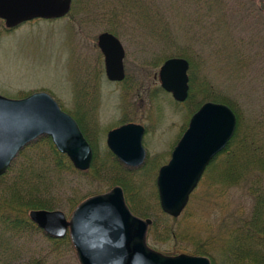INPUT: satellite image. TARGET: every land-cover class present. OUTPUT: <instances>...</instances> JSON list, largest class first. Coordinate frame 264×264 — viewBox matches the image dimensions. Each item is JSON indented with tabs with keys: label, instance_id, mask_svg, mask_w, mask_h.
Returning a JSON list of instances; mask_svg holds the SVG:
<instances>
[{
	"label": "rangeland",
	"instance_id": "374dc122",
	"mask_svg": "<svg viewBox=\"0 0 264 264\" xmlns=\"http://www.w3.org/2000/svg\"><path fill=\"white\" fill-rule=\"evenodd\" d=\"M161 1L165 19L156 23L157 30L152 32L149 24L132 22L135 13L139 14L136 8H129L132 17L129 15L128 19L120 17L124 14L121 10L115 14L119 0H96L99 8L94 10V15L80 9L58 18H35L17 27L6 26L0 18V94L19 99L46 91L66 112L85 114L92 120L86 127L89 134H95L99 155L109 149L107 132L125 123V119H133L127 122L145 127L142 142L146 157L130 179L133 191L128 196L119 185L130 203L139 208L146 205L153 208L156 203L159 169L170 160L195 110L213 101L211 96L205 101L207 89L219 100L232 101L239 110L242 124H249L251 118L264 119V0H225L223 12L205 1L199 5L188 0ZM115 15L122 24L124 36L120 38L125 46L126 76L128 74L131 84L107 78L104 57L97 44L98 36L105 31L104 23ZM177 50L192 55L189 76L193 79L194 98H197L196 103L203 101L194 111L189 110L186 102L176 101L165 91L159 79L161 65ZM156 61L160 63L157 67ZM261 130L264 132V128ZM224 160L225 155L219 154L208 165L179 216L173 217L162 209L171 220H176L173 225L176 231L185 229L186 237L156 241L147 234L152 248L168 255L194 254L196 246L192 241L206 242L204 237L216 235L213 229L220 222L215 219V213L222 212L225 216L229 211L239 216L252 211L253 197L247 185L227 189L214 183L223 177ZM210 184L214 189L211 198H207L206 187ZM83 186L84 191L93 187L86 183ZM111 188L106 187L102 192ZM141 198L146 201L141 202ZM62 211L67 218L71 216ZM223 238L229 237L225 233ZM175 244L178 249L186 247L188 252L169 249ZM210 250L212 255L204 256H208L212 264L213 261L227 264L223 254L215 253L216 247Z\"/></svg>",
	"mask_w": 264,
	"mask_h": 264
},
{
	"label": "water",
	"instance_id": "95a60500",
	"mask_svg": "<svg viewBox=\"0 0 264 264\" xmlns=\"http://www.w3.org/2000/svg\"><path fill=\"white\" fill-rule=\"evenodd\" d=\"M72 1L0 0V18L8 27L34 18H57L70 11ZM98 45L105 55L107 78L124 80L126 51L120 38L105 31L98 36ZM189 68L187 58L176 56L160 67L162 88L178 102L189 95ZM236 129V114L225 103L205 102L192 115L170 160L158 172L157 187L166 213L173 217L182 213L208 165L225 149ZM145 130L137 122L123 123L108 131L107 145L123 163L138 167L146 157ZM41 135H49L75 168H90V142L77 120L50 93L39 91L19 99L0 94V176L19 152ZM29 215L52 237L69 233L80 264H212L208 256L168 255L152 248L147 238L152 219L133 213L119 185L86 198L69 218L58 209H32Z\"/></svg>",
	"mask_w": 264,
	"mask_h": 264
},
{
	"label": "trees",
	"instance_id": "16d2710c",
	"mask_svg": "<svg viewBox=\"0 0 264 264\" xmlns=\"http://www.w3.org/2000/svg\"><path fill=\"white\" fill-rule=\"evenodd\" d=\"M95 1L73 0L70 13L73 11L77 13L81 9L94 15V10L99 8ZM193 1L197 2V5L205 1L210 7H219L220 12H223L225 8V0H188V2ZM162 3L161 0H119L116 4L117 9L114 11L115 14L119 13V10L123 11L124 14L120 17L128 19L129 15L131 16L129 8H136L139 14L135 13V18L131 16L132 22L149 24L148 28L152 32L157 30L156 23L163 22L165 19L160 9ZM136 17H139V20ZM117 19V15L111 16L109 22L104 23L106 27L104 29L123 37V30L120 27L122 24H119ZM199 20H201L200 16ZM173 56L187 58L190 62L189 71L191 70L193 59L190 53L177 50L172 51L169 57ZM163 58L166 57L163 56ZM158 65L160 63L155 66ZM128 80L127 74L122 82L131 84ZM189 85V95L185 102L189 105V110L194 111L203 101L196 103L192 78ZM204 97H206L205 101L210 97V100L227 103L237 115L235 134L220 153L225 155L223 177L221 175L222 179L214 183H219L227 189L238 188L241 184L242 187L247 185L254 205L252 211L246 215L238 214L237 216L229 211L225 216L222 212L218 215L215 213V219L220 222L213 229L216 235L204 237L206 242L200 239L192 241L196 246L193 253L210 256L212 255L210 249L216 247L215 253L223 254L227 264H264V132L261 130L264 128V119L260 121L258 117L251 118L252 122L242 124L239 110L232 101L219 100L208 92V89ZM78 113L81 114V109ZM73 116L93 147V159L87 171L76 169L68 155L57 149L49 135H41L26 145L13 160L8 171L0 176V264H80L69 234L62 238L48 235L30 219V211L32 209H62L72 214L85 198L102 192V189L106 187L121 185L128 196L133 191L130 179L134 172L138 171L136 167L124 164L110 149H106L99 155L94 140L95 134H89L86 127L92 120L85 114ZM130 120L133 119L127 118L124 122ZM84 183L93 187L84 191ZM212 189L214 188L211 184L206 187L205 197L211 198ZM155 194L156 203H153V208H148L147 205L142 208L134 207L130 203V198L126 196L132 211L153 219L149 227V238L161 241L171 240L174 237H186L184 228L176 231L173 227L176 220H171L162 210L159 194ZM143 201L145 202L146 199L141 198V202ZM225 233L228 239L223 238ZM169 249L175 252L178 250L188 252L186 247L178 249L176 244ZM213 264L216 262L213 261Z\"/></svg>",
	"mask_w": 264,
	"mask_h": 264
},
{
	"label": "flooded vegetation",
	"instance_id": "af4514ba",
	"mask_svg": "<svg viewBox=\"0 0 264 264\" xmlns=\"http://www.w3.org/2000/svg\"><path fill=\"white\" fill-rule=\"evenodd\" d=\"M104 32V31H103ZM108 32H110V31H108ZM111 33H113V32H111ZM113 34H115V33H113ZM116 35V34H115ZM117 36V35H116ZM117 37H119V36H117ZM120 38V37H119ZM120 40H121V38H120ZM122 41V40H121ZM123 43V42H122ZM97 44H98V40H97ZM124 45V44H123ZM98 47H99V45H98ZM125 47V46H124ZM99 49H100V47H99ZM101 50V49H100ZM101 52H102V50H101ZM102 55H103V57H104V71H105V74H106V66H105V55L103 54V52H102ZM125 57H126V54H125ZM124 60H125V58H124ZM125 71H126V68H125ZM188 98V97H187ZM187 100V99H186ZM185 100V101H186ZM126 123V122H125ZM120 126V125H119ZM110 149V148H109Z\"/></svg>",
	"mask_w": 264,
	"mask_h": 264
},
{
	"label": "bare ground",
	"instance_id": "6f19581e",
	"mask_svg": "<svg viewBox=\"0 0 264 264\" xmlns=\"http://www.w3.org/2000/svg\"><path fill=\"white\" fill-rule=\"evenodd\" d=\"M84 133V132H83ZM85 135V134H84ZM86 137V136H85ZM88 140V139H87ZM92 146V145H91ZM93 148V147H92Z\"/></svg>",
	"mask_w": 264,
	"mask_h": 264
}]
</instances>
